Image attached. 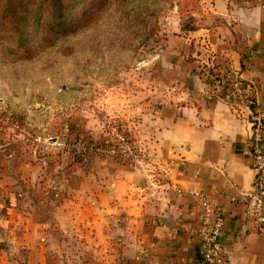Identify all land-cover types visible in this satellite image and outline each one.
I'll return each mask as SVG.
<instances>
[{"label": "crops", "instance_id": "obj_1", "mask_svg": "<svg viewBox=\"0 0 264 264\" xmlns=\"http://www.w3.org/2000/svg\"><path fill=\"white\" fill-rule=\"evenodd\" d=\"M215 2L211 21L181 27L158 57L170 81L154 115L151 166L60 168L47 192L32 157L0 150V264H219L200 257L197 192L223 206L233 264H264V228L246 197L256 178L253 107L237 114L225 97L207 100L201 70L226 64L254 85L264 111V4ZM201 39L218 56L207 65ZM259 145L264 153V123Z\"/></svg>", "mask_w": 264, "mask_h": 264}, {"label": "rangeland", "instance_id": "obj_2", "mask_svg": "<svg viewBox=\"0 0 264 264\" xmlns=\"http://www.w3.org/2000/svg\"><path fill=\"white\" fill-rule=\"evenodd\" d=\"M215 1L69 0L58 27L19 21L18 0H0V150L32 157L47 186L60 168L151 166L170 81L158 57L181 27L211 21Z\"/></svg>", "mask_w": 264, "mask_h": 264}, {"label": "built area", "instance_id": "obj_3", "mask_svg": "<svg viewBox=\"0 0 264 264\" xmlns=\"http://www.w3.org/2000/svg\"><path fill=\"white\" fill-rule=\"evenodd\" d=\"M202 73L210 81V88L205 93L207 100L225 97L232 104L237 114L243 106L253 107V119L256 137L252 146L254 169L256 171L255 188L246 194L249 214L253 220L264 228V153L259 145L260 130L264 123V111L255 100L254 85L233 77L228 71L210 72L202 66ZM200 214L196 235L200 241V257L207 262L233 264L230 249L221 241L224 228L223 206L208 199L203 192H197Z\"/></svg>", "mask_w": 264, "mask_h": 264}, {"label": "trees", "instance_id": "obj_4", "mask_svg": "<svg viewBox=\"0 0 264 264\" xmlns=\"http://www.w3.org/2000/svg\"><path fill=\"white\" fill-rule=\"evenodd\" d=\"M41 1H43L46 5V10L42 5L40 4ZM69 0H18L17 4L22 7V9L19 12V21L24 19V21L27 20V16L30 14H33L36 18L35 21L40 23L42 21L43 16L47 15L51 19V21L54 23L55 26H63L66 23H69V17L70 12H66V3ZM27 9V7H29ZM49 20V19H48ZM50 22V21H49ZM185 29V28H184ZM200 46L204 49H202L203 53L206 54V61L205 64H209L211 59L215 58L218 59L217 54H215L208 41L201 39L200 40ZM220 64V65H219ZM217 66H220L222 70L225 72L228 71V66L226 64L219 63L216 64ZM219 71H217V74Z\"/></svg>", "mask_w": 264, "mask_h": 264}]
</instances>
